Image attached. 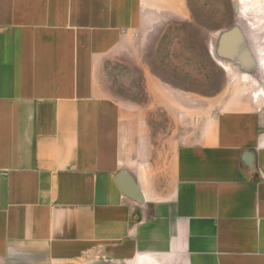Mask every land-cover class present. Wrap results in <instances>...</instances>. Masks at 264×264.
<instances>
[{"label":"crops","instance_id":"obj_1","mask_svg":"<svg viewBox=\"0 0 264 264\" xmlns=\"http://www.w3.org/2000/svg\"><path fill=\"white\" fill-rule=\"evenodd\" d=\"M186 13L0 0V264H264V107L198 99L139 55ZM134 51L135 102L106 74Z\"/></svg>","mask_w":264,"mask_h":264},{"label":"rangeland","instance_id":"obj_2","mask_svg":"<svg viewBox=\"0 0 264 264\" xmlns=\"http://www.w3.org/2000/svg\"><path fill=\"white\" fill-rule=\"evenodd\" d=\"M186 6L184 17H162L160 33L146 39L140 58L198 99L224 92L264 107V0H186ZM228 36L242 46L240 56L221 52ZM106 72L110 95L145 99L135 51L109 63Z\"/></svg>","mask_w":264,"mask_h":264},{"label":"flooded vegetation","instance_id":"obj_3","mask_svg":"<svg viewBox=\"0 0 264 264\" xmlns=\"http://www.w3.org/2000/svg\"><path fill=\"white\" fill-rule=\"evenodd\" d=\"M230 34V33H229ZM227 39H228V44H227V46H229L228 47V49L225 47V44H224V41H223V39L221 40L222 41V47H220V49H222L221 50V52L223 53V54H225L226 55V53H229V55H231V54H235V55H238V56H240L242 53H243V49H242V46L238 43V42H236L235 41V39L232 37L231 38V36H228L227 37ZM232 40V41H231ZM234 40V41H233ZM219 47V46H218ZM228 55V54H227Z\"/></svg>","mask_w":264,"mask_h":264}]
</instances>
